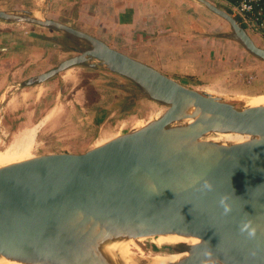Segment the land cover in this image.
<instances>
[{"label": "water", "instance_id": "95a60500", "mask_svg": "<svg viewBox=\"0 0 264 264\" xmlns=\"http://www.w3.org/2000/svg\"><path fill=\"white\" fill-rule=\"evenodd\" d=\"M225 35L264 63V48L236 19ZM40 11L0 10V23L45 27L74 55L27 78L44 83L73 67L124 78L166 110L83 152H57L0 167V259L36 264H149L114 247L177 236L196 240L174 264H264V105L240 109L187 87ZM245 138L213 140L219 135Z\"/></svg>", "mask_w": 264, "mask_h": 264}, {"label": "rangeland", "instance_id": "374dc122", "mask_svg": "<svg viewBox=\"0 0 264 264\" xmlns=\"http://www.w3.org/2000/svg\"><path fill=\"white\" fill-rule=\"evenodd\" d=\"M3 1L6 0H0L3 3L2 6L6 8L13 6ZM81 1L83 3V0ZM70 10L72 9H67V15L75 14ZM61 15V23L79 27L77 23H67ZM42 17L59 18L58 16L52 17L51 14ZM208 20L213 21L212 16H209ZM216 25L218 24L216 23ZM202 28L204 27L202 26ZM218 30L220 31V28ZM230 31V28H226L220 31L222 33L219 35L226 38L225 35ZM246 32L254 37L258 35L264 41V37L259 33L250 29H247ZM55 35L57 38H61L57 33L54 34L50 30L36 26L0 24V43L6 47L9 46L12 54L22 55L25 58L33 48L36 50L45 49L48 55L46 56L48 60H46L47 66H44L45 70L75 54L68 50H62L60 47L52 46V50L51 46L36 40L37 36L56 37ZM253 41L259 47L264 48L263 43L259 44L254 39ZM220 42L222 45L216 42V48L221 51L218 54L215 52V47L201 49L209 55L208 64L203 65L205 73L174 80L198 91L219 96L238 109L249 106L250 103L264 101V63L256 58H250L248 53V56L242 54L241 51L233 48V43L230 45L225 41ZM117 49L123 53L121 48L117 47ZM241 50L244 51L242 48ZM216 59H218L217 62ZM19 78L25 80L27 77L16 78L17 85L22 81L21 79L19 81ZM120 86L121 88L130 87L128 81L112 76L101 69L89 73L82 67L69 68L51 80L32 87V89H42V91L38 90L40 94L46 93L35 110L32 102L36 97L22 94L27 91V88L17 89L15 86L16 91L15 88L6 90L5 97L0 101V163L6 161L9 145L21 128H24L22 133L24 131L26 133L37 126L33 143L28 150L31 157L57 152L78 153L139 128L148 121L158 118L166 110L165 106L148 100L137 90L124 91L119 89ZM56 97L58 98L57 102H54ZM123 97L122 104L115 105L114 109H110L113 102ZM16 99L18 102H15ZM97 100L105 108L100 112L95 111ZM11 102H14L12 106ZM4 109L6 116L3 114ZM32 110L35 111L33 118L27 120L25 113ZM42 115L45 116V119L41 121L39 118ZM2 117L5 119V123L1 120ZM127 244L135 258L134 261L143 259L152 262V259L157 258L156 256H166L177 251V248L166 247L168 243L156 245L155 238L130 241Z\"/></svg>", "mask_w": 264, "mask_h": 264}, {"label": "crops", "instance_id": "0c3cea01", "mask_svg": "<svg viewBox=\"0 0 264 264\" xmlns=\"http://www.w3.org/2000/svg\"><path fill=\"white\" fill-rule=\"evenodd\" d=\"M207 1L234 18H238V23L247 31L245 27L247 23H244L243 17L236 13L237 0ZM3 2L13 6L6 8L0 2V10L40 11L45 16L50 14L52 17L58 16L57 19L53 18L57 21H61L60 14H62L63 20L66 19L67 23L79 24V27L73 26L75 29L108 43L107 45L115 50H118L117 47L121 48L124 54L172 79L205 73L203 65L208 64L209 55L201 49L216 48V42L221 45L220 41L230 45L233 43V48L241 51L236 42L219 35L222 33L220 31L228 29L229 25L193 0H83V3L81 0L74 2L73 0H6ZM45 5L47 6L44 8ZM67 9H72L70 11L75 14L67 15ZM209 16H212L213 21L208 20ZM250 36L252 40L264 44L260 36L254 37L252 34ZM215 52L218 54L221 51L216 48ZM46 56L48 55L45 49L33 48L24 58L22 55L12 54L9 46L6 47L0 43V101L5 97L6 90L20 89L16 78L21 76L29 78L43 72L44 66H47ZM32 87H27V91L22 94L36 97L32 102L35 110L46 93L40 94L38 90L42 91V89H32ZM57 99L56 97L54 102H57ZM15 102H18L17 99ZM12 103L14 102H11V106ZM34 110L25 113L27 120L33 118ZM3 114L6 116L5 109ZM39 119L42 121L45 116L42 115ZM1 120L5 123L3 117ZM34 128L37 130V126ZM21 131L23 128L19 129L17 134Z\"/></svg>", "mask_w": 264, "mask_h": 264}, {"label": "bare ground", "instance_id": "6f19581e", "mask_svg": "<svg viewBox=\"0 0 264 264\" xmlns=\"http://www.w3.org/2000/svg\"><path fill=\"white\" fill-rule=\"evenodd\" d=\"M39 16L41 18L43 15L41 14ZM0 24H2V23H0ZM24 25H26V24H24ZM29 26H33V25H29ZM38 28L49 30L48 28H45V27H38ZM52 32L56 33L55 31H52ZM21 83L18 85V88L22 89V88L32 87V86H24L23 87V86H21ZM37 85H39V84H37ZM33 86H35V85H33ZM258 105H264V101L259 102V103H250L249 106H258ZM133 125H135V124H133ZM35 130H36V128L28 130V131H26V133L24 131L25 134L22 133V131H21L20 133H18V135L15 136V138H13V140H12V142L8 148L9 153L6 156V159H5L6 161L1 162L0 167L4 166V165L11 164V163L20 162V161L32 158L31 155H29L30 153L28 152V150H29L31 144L33 143L34 134H35L34 132H36ZM243 139H245V138L238 137L236 135H230V134L219 135V136L213 138V140H215V141L216 140H222V141H227V142H238V141H241ZM16 157H18V158H16ZM166 243H168V245L166 247L172 248V249H173V247L177 248V251H174L173 254H168L166 256H159V257L156 256L157 258L152 259V262L149 261L148 262L149 264H174V263H179L181 261H184L186 258V255L182 251L183 248L187 247V246L195 245L197 243V241L192 240V239L181 238V237H177V236H165V237L158 236L157 238H155V244L156 245L166 244ZM113 249H115L117 254L119 256H121L123 259H125L126 261L132 262L135 260L134 256L130 252V248L128 247L127 243L118 245V246L114 247ZM0 264H36V263L31 258L14 259V260H7V259L1 258Z\"/></svg>", "mask_w": 264, "mask_h": 264}, {"label": "trees", "instance_id": "16d2710c", "mask_svg": "<svg viewBox=\"0 0 264 264\" xmlns=\"http://www.w3.org/2000/svg\"><path fill=\"white\" fill-rule=\"evenodd\" d=\"M237 2V4L239 3V0H237L236 1ZM258 11H261L262 13H264V0H262L257 6H255V8H254V13H256L257 15H258ZM235 19H236V21L237 22H239V20H238V18H236L235 17ZM242 27L244 28V26L242 25ZM54 34H56V33H54ZM56 36V35H55ZM58 36H60V35H58ZM37 38V39H36ZM36 38H34V39H36V40H38V41H41V42H43V43H45V44H47L52 50H53V47L52 46H54V48L56 47H60L62 50H68V48L66 47V44H69V42L66 40V39H64L63 37H61V38H57V36L56 37H43V36H37ZM35 40V41H36ZM37 41V42H38ZM231 41H233V40H231ZM23 42V41H22ZM234 42V41H233ZM70 45V44H69ZM28 51V50H27ZM241 52H242V54H244V55H246V56H248L247 55V53L245 52V51H242L241 50ZM250 58H254V57H250ZM86 72H95V70H97V69H91V68H87V67H82ZM110 74H112V73H110ZM112 76H117V77H119V78H122V77H120V76H118V75H115V74H112ZM54 78V77H53ZM123 80H125L124 78H122ZM51 80V79H50ZM128 84L130 85V87H123V88H121V86H120V90H124V91H128V90H131V89H135V90H137L131 83H129L128 82ZM124 101V97L123 98H121V99H119L118 101H116V102H113L112 103V106L110 107V109H114V106L115 105H118V104H122V102ZM97 102H98V100H97ZM91 103V102H90ZM91 105H94V104H91ZM105 108L103 107V105L100 103V102H98L97 103V105H95V111L96 112H100V111H102V110H104Z\"/></svg>", "mask_w": 264, "mask_h": 264}, {"label": "built area", "instance_id": "2783aa9c", "mask_svg": "<svg viewBox=\"0 0 264 264\" xmlns=\"http://www.w3.org/2000/svg\"><path fill=\"white\" fill-rule=\"evenodd\" d=\"M262 0H239L236 7V13L243 17L245 27L255 33H259L264 37V13L258 11V15L254 13V8Z\"/></svg>", "mask_w": 264, "mask_h": 264}]
</instances>
